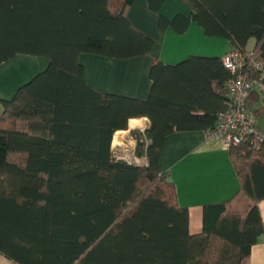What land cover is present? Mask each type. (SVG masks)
Segmentation results:
<instances>
[{
    "label": "trees",
    "instance_id": "obj_1",
    "mask_svg": "<svg viewBox=\"0 0 264 264\" xmlns=\"http://www.w3.org/2000/svg\"><path fill=\"white\" fill-rule=\"evenodd\" d=\"M146 1L160 31L182 34L194 21L229 51L254 39L252 54L264 63V0H182L189 15L171 19L160 13L166 0ZM131 2L0 0V64L17 54L48 62L1 100L0 255L14 264H249L264 235V143L228 148L240 189L203 207L198 233L159 165L169 134L208 131L228 106L232 73L221 57L154 59L145 99L84 79L82 53L124 59L152 50L126 18ZM260 96L249 95V110ZM140 117L149 126L129 133L142 165L111 149L115 132Z\"/></svg>",
    "mask_w": 264,
    "mask_h": 264
},
{
    "label": "crops",
    "instance_id": "obj_2",
    "mask_svg": "<svg viewBox=\"0 0 264 264\" xmlns=\"http://www.w3.org/2000/svg\"><path fill=\"white\" fill-rule=\"evenodd\" d=\"M167 1L160 9L166 18L171 19L177 13L189 15L190 8L182 0H170L169 4ZM154 14L149 10L146 0H132L126 10V18L137 30L153 40L152 50L146 55L124 59L82 53L79 60L84 68L86 82L101 92L145 99L151 87L149 69L154 59L174 65L191 55L221 57L230 50L227 40L223 38L225 43H220L206 36L202 27L194 21L189 23L182 34L171 28L162 32L158 29V18L156 21ZM252 42L254 45L255 41ZM246 49L252 48L246 46ZM47 64L45 58L24 54H17L0 64V114L1 100L10 99L19 86L43 71ZM262 99L263 96H260L258 101L249 106L252 109L249 111L257 118L264 112ZM258 108H261L260 112L256 110ZM139 120L140 124L132 123ZM129 121L127 130L117 131L123 134L118 142L114 143L113 136L111 149L115 152L128 151L134 154L136 142L130 130H144L149 126L146 117ZM138 159L143 161V158ZM159 165L174 182L179 205L188 210L189 231L192 234L200 232L202 228L205 205L227 200L240 189L228 148L222 140L208 138L204 130L175 131L169 134L162 148ZM258 207L264 225V199ZM249 264H264V235L252 246Z\"/></svg>",
    "mask_w": 264,
    "mask_h": 264
},
{
    "label": "built area",
    "instance_id": "obj_3",
    "mask_svg": "<svg viewBox=\"0 0 264 264\" xmlns=\"http://www.w3.org/2000/svg\"><path fill=\"white\" fill-rule=\"evenodd\" d=\"M221 61L232 73L227 83L230 102L218 114L214 127L206 131L207 137L222 140L227 148L243 141L257 148L264 143V132L257 126V117L249 111L247 99L252 92L264 94V63L256 60L248 49L228 51ZM125 159L138 165L144 163L133 154Z\"/></svg>",
    "mask_w": 264,
    "mask_h": 264
},
{
    "label": "rangeland",
    "instance_id": "obj_4",
    "mask_svg": "<svg viewBox=\"0 0 264 264\" xmlns=\"http://www.w3.org/2000/svg\"><path fill=\"white\" fill-rule=\"evenodd\" d=\"M168 1H170V0H168ZM167 1V4H169L170 2H168ZM164 6V5H163ZM173 12V11H172ZM155 16V19H156V21H157V18H158V15L155 13L154 14ZM155 25H156V23H155ZM212 38H214V39H216L217 41L219 40L220 41V43H225L224 41V39L223 38H220V37H212ZM211 39V38H210ZM252 41H254V39H250L249 41H248V43H247V48H252L253 47V42ZM220 46H221V44H220ZM219 46V47H220ZM135 129H138V128H135ZM117 133V132H116ZM115 133V135H114V143H116V142H118V140L120 139V136H123V134L122 133H119V134H116ZM118 144H116V146H117ZM118 147V146H117ZM116 149V148H115ZM117 153H119L120 155L119 156H121V158H128L129 156H131L132 155V153H130V152H128V151H124V152H122V151H120V152H116V154ZM128 155V156H127ZM0 264H14V263H12V262H10L9 260H7V259H5L3 256H1L0 255Z\"/></svg>",
    "mask_w": 264,
    "mask_h": 264
},
{
    "label": "water",
    "instance_id": "obj_5",
    "mask_svg": "<svg viewBox=\"0 0 264 264\" xmlns=\"http://www.w3.org/2000/svg\"><path fill=\"white\" fill-rule=\"evenodd\" d=\"M257 126L260 131L264 132V112L257 118Z\"/></svg>",
    "mask_w": 264,
    "mask_h": 264
},
{
    "label": "bare ground",
    "instance_id": "obj_6",
    "mask_svg": "<svg viewBox=\"0 0 264 264\" xmlns=\"http://www.w3.org/2000/svg\"><path fill=\"white\" fill-rule=\"evenodd\" d=\"M143 122V121H142ZM133 124H140L141 123V120H139V121H134V122H132ZM116 134H119V132L118 133H116Z\"/></svg>",
    "mask_w": 264,
    "mask_h": 264
}]
</instances>
